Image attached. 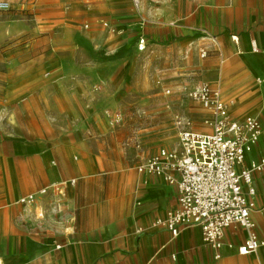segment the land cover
Returning a JSON list of instances; mask_svg holds the SVG:
<instances>
[{
  "label": "crops",
  "instance_id": "1",
  "mask_svg": "<svg viewBox=\"0 0 264 264\" xmlns=\"http://www.w3.org/2000/svg\"><path fill=\"white\" fill-rule=\"evenodd\" d=\"M108 5L100 2L87 11L99 13ZM153 13L162 23L141 35L146 48L168 47L175 73L192 74L175 78L179 97L186 93L188 105L199 107L196 116H207L187 97L207 82L220 90L233 119L258 117L262 132L245 165L264 159V0H162ZM123 35L109 37L108 43ZM118 54L117 79L103 70L102 61L78 66L69 60L72 52L63 67L60 55H49L43 64L35 57L33 65L19 69L20 80L8 77L12 90L20 83L18 92L35 85L51 93L42 98L40 92L37 101L48 109L33 111L43 125L25 132L0 128V264H264V167L253 172L252 218L263 241L256 251L237 253L246 236L238 225L226 229L216 258L198 226H185L172 236L157 224L177 206L178 190L137 170L160 147L152 153L140 143L130 149L132 139L121 146L115 127L122 115L110 108L120 94L121 61H127ZM42 70L48 75L32 81ZM176 115L181 114H174L176 139L166 148L177 143ZM182 116L191 119L193 129H204L192 116ZM44 187L47 193L34 203L18 202Z\"/></svg>",
  "mask_w": 264,
  "mask_h": 264
},
{
  "label": "rangeland",
  "instance_id": "2",
  "mask_svg": "<svg viewBox=\"0 0 264 264\" xmlns=\"http://www.w3.org/2000/svg\"><path fill=\"white\" fill-rule=\"evenodd\" d=\"M0 1L8 3V8L0 9L1 129L25 132L43 125L33 111L38 107L48 109L46 105H37V101L40 92L42 98L51 93L48 90L39 92V87L35 85L23 90L19 88L18 92L20 83L12 90L8 86V77H14L12 81L20 80L23 73L19 69L27 63L33 65L35 57L39 64H43L49 55H60L58 59L63 67L65 56L68 59L71 52L73 58L69 60L78 63V66L102 61L103 70L109 71V74L113 72L110 78L115 76L116 79L118 52L127 57V61H121L118 75L120 94L115 99V105L110 107L119 110L122 115L123 120L115 127L120 131L118 135L122 148H125L128 139H132L130 149L140 143L141 147L149 148L150 153L156 152L159 147H170L176 139H172L175 135V113L192 116L198 125L203 124L206 115L196 116L199 107L188 105L186 93L179 97L174 86L177 76L192 74L183 71L175 73L174 62L168 58L172 50L161 44L142 51L137 48L140 36L146 35L152 25L162 23L153 13L159 9L162 0H141L139 9L133 6L132 0ZM100 2L109 5L99 13L87 11L88 6L90 9ZM132 17L134 20L129 23ZM140 17H146L148 21L144 23ZM122 29L124 32H121ZM121 34H124L123 39L114 44L108 43L109 37ZM188 52L186 48L185 55ZM47 75L48 70H42L32 81L38 82V77Z\"/></svg>",
  "mask_w": 264,
  "mask_h": 264
},
{
  "label": "built area",
  "instance_id": "3",
  "mask_svg": "<svg viewBox=\"0 0 264 264\" xmlns=\"http://www.w3.org/2000/svg\"><path fill=\"white\" fill-rule=\"evenodd\" d=\"M132 4L139 9L141 0H132ZM6 8L8 3L0 1V9ZM110 29L114 30L112 26ZM231 39L237 42L234 35ZM252 45L256 50L254 42ZM137 48L140 51L146 48L143 36ZM206 55L207 51H201V56ZM187 97L208 112L203 120L204 129H193L191 119L176 115V145L161 147L137 166L139 172L156 175L177 187V206L157 224L167 228L172 236H177L185 226H198L203 241L215 250L216 258L220 257L226 229L238 225L245 229L246 236L236 245L237 253L254 252L263 241L252 218L256 204L253 172L263 169L264 159L249 166L245 165V159L261 135V121L252 115L233 119L220 90L207 82L188 92ZM46 193L47 187H44L21 196L18 202L30 205L37 195Z\"/></svg>",
  "mask_w": 264,
  "mask_h": 264
}]
</instances>
